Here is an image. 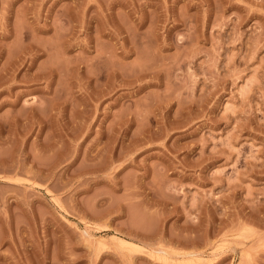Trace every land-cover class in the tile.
Listing matches in <instances>:
<instances>
[{
	"label": "rangeland",
	"instance_id": "rangeland-1",
	"mask_svg": "<svg viewBox=\"0 0 264 264\" xmlns=\"http://www.w3.org/2000/svg\"><path fill=\"white\" fill-rule=\"evenodd\" d=\"M0 264H264V0H0Z\"/></svg>",
	"mask_w": 264,
	"mask_h": 264
},
{
	"label": "bare ground",
	"instance_id": "bare-ground-1",
	"mask_svg": "<svg viewBox=\"0 0 264 264\" xmlns=\"http://www.w3.org/2000/svg\"><path fill=\"white\" fill-rule=\"evenodd\" d=\"M118 244H121V245H123V246H125V247H128V248H134V247H136V245H135V243H133V242H131V241H128V240H125V239H122V238H118V242H117ZM192 253H194V251L192 252H190V251H188V253L186 252V255L187 256H184V257H190V258H192L191 256H193V255H195V254H192ZM185 255V254H184ZM190 258H186V259H190ZM185 259V258H184ZM183 261V260H182Z\"/></svg>",
	"mask_w": 264,
	"mask_h": 264
}]
</instances>
